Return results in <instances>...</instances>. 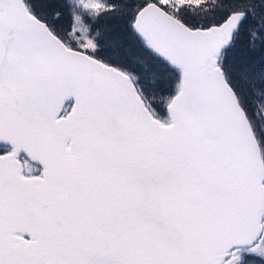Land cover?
<instances>
[{"label": "snow or ice", "instance_id": "obj_1", "mask_svg": "<svg viewBox=\"0 0 264 264\" xmlns=\"http://www.w3.org/2000/svg\"><path fill=\"white\" fill-rule=\"evenodd\" d=\"M0 264H264V0H0Z\"/></svg>", "mask_w": 264, "mask_h": 264}]
</instances>
